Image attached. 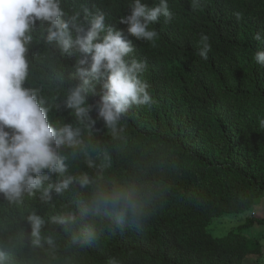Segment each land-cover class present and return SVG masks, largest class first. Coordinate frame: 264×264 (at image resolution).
I'll return each instance as SVG.
<instances>
[{"label": "trees", "instance_id": "trees-1", "mask_svg": "<svg viewBox=\"0 0 264 264\" xmlns=\"http://www.w3.org/2000/svg\"><path fill=\"white\" fill-rule=\"evenodd\" d=\"M156 1L144 0L150 7ZM168 1L171 20L160 16L153 24L158 37L146 42L120 23L129 0H63L66 9L104 12L106 23L132 43L131 56L147 62L140 78L150 85L153 102L129 108L113 127L96 108L106 74L87 94L94 124L65 107L69 90L82 83L78 57L61 54L47 40V24L36 22L24 86L39 90L51 126L79 128L82 143L58 152L66 157L68 176L90 180L84 187L70 184L63 200L90 208L95 191L116 189L132 207L92 209L93 218L73 235L83 250L45 225L42 247L48 250L50 236L52 258L38 263L33 249L19 264H248L264 255V234H247L255 225L264 228V217L247 218L222 237L209 231L215 220L249 213L264 197V65L254 59L264 50V0H199L196 7L192 0ZM201 10L206 20L198 29L212 45L207 59L199 56L200 35L188 29L190 16ZM82 26L87 30L86 20ZM20 204L0 194V235L29 234V214L60 209L38 199Z\"/></svg>", "mask_w": 264, "mask_h": 264}, {"label": "clouds", "instance_id": "clouds-1", "mask_svg": "<svg viewBox=\"0 0 264 264\" xmlns=\"http://www.w3.org/2000/svg\"><path fill=\"white\" fill-rule=\"evenodd\" d=\"M158 1L150 7L153 3L129 0L130 11L121 17L120 23L127 25V32L135 38L155 42L159 33L153 24L160 16L165 17L166 22L172 18L169 1ZM198 4L199 0H192L193 7ZM85 20L87 30L82 26ZM203 20L206 15L202 10L192 14L188 29L200 35L199 56L207 59L212 45L209 36L198 29L204 24ZM37 21L47 24V40L56 42L61 54L75 53L78 57L75 68L82 83L72 87L65 100V107L74 110L77 118L95 123L89 116L87 94L93 82L104 74L105 92L96 108L98 116L109 127L116 125L129 108L153 102L148 90L150 85L140 78L148 68L147 62L131 56L132 43L124 38L122 30L106 23L104 12L66 9L63 0H0V194L10 202L22 201L19 206L38 199L54 201L60 207L42 214H29V234L0 235V264H19L33 249H38V263L40 259L45 261L46 255L49 261L54 253V242L49 236L46 238L48 250L42 247L45 225L50 231L64 232L60 239L71 241V246L83 250L73 235L81 234L86 221L93 218L90 217L93 210L132 207L130 197L116 189L95 191L90 208L84 202L77 201V205L70 206L63 200L70 197L63 193L70 184L75 182L84 187L90 180L87 174L68 176L66 157L58 152L62 145L75 147L82 143L79 128L70 124L51 126L47 119L49 109L44 106L46 101L39 96V90L24 86L31 69L27 46L33 39ZM255 38L260 40V34ZM254 59L264 65V50L257 51ZM260 126L264 128V119L260 120ZM88 163L91 167L92 162ZM118 222L123 224V217Z\"/></svg>", "mask_w": 264, "mask_h": 264}, {"label": "rangeland", "instance_id": "rangeland-1", "mask_svg": "<svg viewBox=\"0 0 264 264\" xmlns=\"http://www.w3.org/2000/svg\"><path fill=\"white\" fill-rule=\"evenodd\" d=\"M258 217L259 219L264 217V197L257 201L254 209L249 212L238 216H226V218L218 222L219 220H215L211 225L209 231L215 237H222L226 235L230 230L237 228L241 223L246 221L247 218ZM250 237H262L264 234V228L260 225H255L253 229H251L247 233ZM264 244V242H262ZM252 259L248 264H264V255L260 258Z\"/></svg>", "mask_w": 264, "mask_h": 264}]
</instances>
